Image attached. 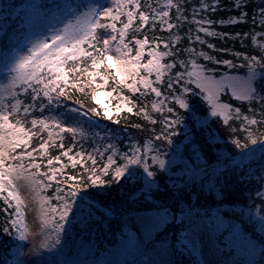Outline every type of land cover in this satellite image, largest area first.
Here are the masks:
<instances>
[{
  "label": "snow or ice",
  "instance_id": "6c2138e0",
  "mask_svg": "<svg viewBox=\"0 0 264 264\" xmlns=\"http://www.w3.org/2000/svg\"><path fill=\"white\" fill-rule=\"evenodd\" d=\"M109 3L110 6L107 7L99 4L90 6L86 12L80 13L74 20H69L63 28L57 29L50 38L34 41L25 52L15 57L8 68L7 83L0 85V88L12 97L11 102L0 104V200L5 205L0 211L6 214L2 232L21 241H28L35 235L26 219L29 201L21 195V188H27L32 202L37 205L41 224L39 234L44 237L39 245L33 244L32 251L55 248L60 244L66 225L74 226L76 221L85 222L82 215L88 196L85 189L119 181L126 174L131 175L130 166L133 165L142 168L147 176L151 177L154 172L150 170L149 160L152 165H158L161 169L165 167V160L161 158L159 148L154 146L153 139L145 141L143 146L132 143L125 152H118L109 144L105 151L94 148L92 152L78 151L75 155H70L72 147L65 149L63 136L60 134L66 131L72 134L73 139L77 135L85 137L83 127H65L63 121L52 115H33L31 120L26 119L37 106L43 112L53 104L60 105L62 98L71 100L70 90L81 94L85 93V89L90 90L91 99L103 109L100 111L97 107H92L82 111L83 106L69 109L76 113L73 119L89 125L98 123L94 121V117L113 120L109 106L102 103L101 96L108 98L116 93L120 100L126 102L117 105L116 114L119 115L122 107L132 113L133 108L127 105H135V101L124 95L125 91L133 95L139 93L141 96L154 94L157 99L151 102V109L163 117L159 121L162 125L161 131L155 135L154 140L171 145L176 135V126L183 121L174 107L168 106V102L170 100L181 109H189L187 94L193 92L191 85H195L200 90L199 94L203 95L210 105L213 116L222 117L224 124L231 120L241 121L240 128L247 133V142L241 143L236 139L233 143L238 148L249 149V152L243 155L252 153L250 145L259 144L260 150L264 152V132L257 134L252 130L253 125L264 124V94H261L264 88L258 90L254 84L257 69L261 70L260 79L264 80V56L259 59L256 56L244 57L246 64L241 66L246 67L248 71L243 80L228 75H221L217 79L214 75L216 68L210 67L209 64L236 67L232 60L217 59L206 51L197 50L196 47L173 50V45L181 40L178 32L173 34V29L179 30L185 23L196 25V34L191 28L185 33L190 43L215 49L216 45L209 43L199 33L219 38H226L228 34L205 25L236 24L246 18L243 12H240L239 17L213 20L202 14L206 11L216 12L219 0H215V3L198 0L199 7L192 8V17L189 20L180 0H163L162 3L158 2L156 7L149 4L150 12L141 10V0H109ZM234 6L237 9L242 8L243 0H234ZM171 9H175L177 13L176 23L172 22ZM252 23L255 25L256 20ZM259 23L264 28V7L259 10ZM157 27L167 31L169 36L150 37L149 30L154 32ZM236 35L243 39L249 33ZM257 36L264 37V31L252 34L254 42ZM260 47L264 48V44ZM182 53L187 55L186 59L179 58ZM165 58L170 59L164 62ZM201 59L209 64L200 63ZM165 77L166 89L170 96L165 95L158 86L165 85ZM98 80L102 83H98ZM176 86H179V94ZM106 87H110L111 91H100ZM17 88L26 94L30 92L32 103L25 104L19 99ZM226 88L231 90L232 96L237 100L247 101L249 105L258 104L262 119L256 118L255 109H251L252 115L249 116L244 114L240 107L233 108L230 103H222L220 96ZM44 99L47 104L43 103ZM147 109L148 105H145L137 114H142L155 125L158 121ZM165 109L172 115H164ZM115 122L119 123V120ZM37 128L39 132L36 131ZM52 129H58L59 132ZM45 131L47 139H43L41 135ZM232 131L236 132L237 129L233 128ZM34 137L41 140L36 147L31 146ZM55 147L61 149L60 154L50 156V149ZM105 152L110 154L101 166L97 162V156L103 161ZM62 157L67 158L68 164L63 162ZM117 158L123 162L118 164ZM87 161H91V166ZM56 164L60 166L56 167ZM69 165L73 169L79 165L83 172L68 175L65 169ZM109 176L111 179H106ZM49 189H54L51 196L47 195ZM88 216H91V212ZM15 264H25V261L20 259Z\"/></svg>",
  "mask_w": 264,
  "mask_h": 264
},
{
  "label": "trees",
  "instance_id": "16d2710c",
  "mask_svg": "<svg viewBox=\"0 0 264 264\" xmlns=\"http://www.w3.org/2000/svg\"><path fill=\"white\" fill-rule=\"evenodd\" d=\"M27 0H0V53L9 51L17 46L19 33L25 21V10L20 8ZM58 2L59 6L72 5L76 14L86 12L90 7L89 0H42L41 3L51 4ZM163 0H141L143 11H151L148 7H156L157 3ZM185 14L191 20L192 8L199 7L198 0H180ZM215 3V0H207ZM44 4V5H45ZM264 7V0H243V7L235 8L234 0H219L217 11L204 12L202 15L213 20L228 19L229 17H239L240 12L245 14V19L236 24H216L205 25L218 32L227 33L226 38L207 37L204 33H199L202 38L209 43L216 45L215 49H208L207 45L190 43L186 38V31L191 28L195 33L196 25L185 23L177 30L173 29V34L181 36V40L173 45L176 48L196 47L197 50L208 52L220 60H232L236 67L230 68L225 64H209L202 59L200 63L209 64L216 68L214 75L237 74L247 75L245 56H256L258 59L264 56V37L257 36L256 42L251 38L252 34L264 31L259 23V10ZM172 22L176 23L175 9H171ZM200 16H197L199 19ZM122 19H124L122 17ZM256 20V24L252 23ZM244 33L248 36L240 39ZM150 37L167 38L169 33L157 27L156 31L149 30ZM225 49V51H220ZM161 50L163 47L161 46ZM236 53L242 55L237 56ZM1 55V54H0ZM186 59L187 55L179 57ZM170 58H165L168 62ZM260 69H257V79L254 82L258 90L264 88V80L260 79ZM154 79V77H153ZM102 83V81H97ZM165 85L161 86V91L165 95L170 93ZM111 84V81L109 82ZM193 92L187 94L189 109H181L179 105L172 104L169 100L168 106L174 107L176 113L182 117V123L176 126V135L173 137L171 145H165L162 141H155L154 137L161 131L162 115L151 109V102L156 100L154 94L149 93L141 96L139 93L131 94L127 91L124 95L135 101V105L128 104L133 108V112H127L124 108L119 115L113 116V120H106L94 117V123L83 127L86 136L77 135L73 139L72 134L64 132L63 143L65 149L72 147L70 155H75L78 151L92 152L94 148L105 151L107 145H113L118 152L128 151L129 145L136 143L143 146L144 142L153 139L154 146L162 153L161 158L165 160V167L159 168L152 165L149 160L150 170L154 175L149 177L142 168L135 166V175H125L119 181L106 183L102 186H93L85 189L88 196L83 205L85 211L83 216L85 222L76 221L74 226L66 225L65 233L61 234L60 244L55 248L45 249L43 253L59 252L63 257L59 264H102V253L111 247L121 244V240L128 235L125 225L128 220H133L136 213L151 210H165L170 215V220L165 226L155 231V233L144 239V250L131 258L123 260L119 264H135L141 255L149 253L155 247L169 244L171 248L170 264H207L210 260L216 259L214 264H247L245 255L238 249L236 243H230L225 236H230L237 232L241 237L247 238L254 247L259 249L258 257L252 264H264V152L260 150V145H250L255 153L247 160L243 158L244 152L249 149L238 148L233 140L239 139L241 143L247 142V133L240 128L241 121L231 120L224 124L223 118L213 116L211 107L199 94V89L191 85ZM179 94V86H176ZM111 91L110 87L104 88ZM72 99L64 100L60 105L53 104L50 108H45L43 112L37 106L32 110V114L26 119L31 120L32 116H55L60 120L62 115H71L72 108H81L86 111L89 108L97 107L95 101L91 99V92L85 89L81 94L76 90H70ZM18 98L25 104L32 103L31 95L19 91ZM261 94H264L262 91ZM115 97V98H113ZM112 102L116 105H123L116 93H113ZM220 100L223 103H230L233 108L240 107L242 112L251 116V109H255L256 118L260 116L258 104L249 105L247 101H239L232 96L230 89H225ZM5 103L12 101V97L5 98ZM80 101V103H77ZM43 103L47 104L44 99ZM64 105H67L65 107ZM148 105V112L158 123L151 124L142 114L138 115L139 109ZM164 115H172L164 112ZM174 118V116H173ZM119 120V123L115 121ZM140 125V127H134ZM30 127V125H26ZM67 127V126H65ZM237 131L233 132L232 129ZM59 132L58 129H52ZM155 130V131H153ZM252 130L259 134L264 132V124L253 125ZM39 132V128L36 129ZM43 139H47V131L41 133ZM55 138V137H54ZM41 142L39 137H34L31 146L36 147ZM57 143L59 141L57 140ZM73 145H75L73 147ZM61 149L51 148L50 156L59 155ZM109 152H105L102 161L97 156V162L102 166L106 161ZM38 155V154H37ZM63 162L68 164L67 158L62 157ZM46 162V158H45ZM123 161L117 158V163ZM91 166V161H87ZM59 167V164L55 165ZM46 170V169H42ZM68 175L82 173L83 169L77 165L76 169L69 165L65 169ZM111 179V176L106 177ZM54 189H49L47 195L51 196ZM260 193V195H258ZM21 195L24 196L21 192ZM55 203V201H53ZM91 205L92 207H88ZM4 203L0 200V209L4 208ZM91 212V216L88 213ZM188 213L189 216L178 220V217ZM219 216L223 220V234L215 243L208 244L205 248L194 242L185 244L180 242V231L186 230L193 222L191 218ZM6 214L0 211V264H15L16 261L24 260V248L27 241H21L14 236L3 233ZM194 237V232L189 233Z\"/></svg>",
  "mask_w": 264,
  "mask_h": 264
},
{
  "label": "rangeland",
  "instance_id": "374dc122",
  "mask_svg": "<svg viewBox=\"0 0 264 264\" xmlns=\"http://www.w3.org/2000/svg\"><path fill=\"white\" fill-rule=\"evenodd\" d=\"M42 0H27L20 8L24 9L25 21L22 25L23 28L19 33L17 46L11 48L9 51H3L0 53V85L7 83L8 68L15 57L18 54L25 52L31 44L37 39L50 38L52 34L57 30L64 27V24L69 20H74L76 14L71 7L72 5L59 6L58 2L45 4L41 3ZM51 1V0H50ZM90 6L104 5L110 6L109 0H89ZM45 4V5H44ZM144 59H147L145 55ZM228 76L234 77L237 80H243L246 75L228 74ZM219 79V77H217ZM100 91H108L101 89ZM9 95L0 88V104L5 103V98ZM103 104H108L109 111L113 116L117 114V105L112 102V97L105 98L100 97ZM223 103V102H222ZM101 108V107H100ZM102 109V108H101ZM122 107L119 113L123 110ZM103 111V109H102ZM76 113L71 115H62L60 120L64 122L67 127H84L86 123L83 121L77 122L73 117ZM248 153V152H244ZM243 153V154H244ZM255 153L249 155H243L245 160L249 159ZM251 160V159H249ZM132 169L131 175H135V165L130 166ZM129 175V174H126ZM21 192L25 199L29 201V207L26 210V219L29 224L30 230L35 234L27 241L24 248V261L25 264H59L62 260V256L59 252L43 253L44 248H40L36 251H32L33 244L39 245L44 239L43 235H40V220L38 217V208L31 200V194L27 188H21ZM188 213L178 217L180 221L183 218L188 217ZM193 222L185 230L180 231V242L185 244L198 243L201 247H206L208 244L217 242L218 238L222 236L223 232V220L213 215L211 217L191 218ZM170 220V215L163 209L151 210L145 212L136 213V217L133 220H128L125 229L128 235L121 240V244L111 247L108 251L102 253V264H119L127 258H131L140 254L144 250V239L152 236L155 231L162 229L165 224ZM190 232H194V237H191ZM230 243H236L238 249L245 255L247 264H252L258 257L259 249L254 247L248 241L247 238L241 237L237 232H233L230 236H225ZM171 248L169 244H164L159 247H155L149 253L141 255L135 264H170L171 262ZM216 259H212L207 264H214Z\"/></svg>",
  "mask_w": 264,
  "mask_h": 264
}]
</instances>
